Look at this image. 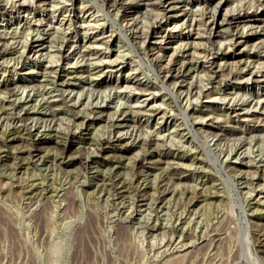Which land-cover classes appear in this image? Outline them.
<instances>
[{
    "label": "rangeland",
    "instance_id": "374dc122",
    "mask_svg": "<svg viewBox=\"0 0 264 264\" xmlns=\"http://www.w3.org/2000/svg\"><path fill=\"white\" fill-rule=\"evenodd\" d=\"M217 1H175L190 24L159 0H0V264H264V107L241 96L264 82L230 75L264 69V6L222 0L244 17L209 34ZM237 24L255 35L233 44ZM184 43L216 78L157 75Z\"/></svg>",
    "mask_w": 264,
    "mask_h": 264
},
{
    "label": "bare ground",
    "instance_id": "6f19581e",
    "mask_svg": "<svg viewBox=\"0 0 264 264\" xmlns=\"http://www.w3.org/2000/svg\"><path fill=\"white\" fill-rule=\"evenodd\" d=\"M115 1H117V0H115ZM142 1V0H141ZM175 1H177V0H159V3H161V2H163L162 3V5L161 6H163V8H164V10H165V12H170V11H173V9H177L176 8V6H175ZM32 2V1H31ZM112 2H114V0H108V3H112ZM120 2H121V6H125V5H127L129 2H128V0H120ZM258 2L260 3L261 2V5L262 6H264V1H260V0H258ZM21 3H23V1L21 2ZM174 3V4H173ZM221 3H222V0H218L212 7H211V10H210V14H208L209 16H208V19H207V21H206V23H207V25H208V32H209V34H214V33H218V31H220V30H224L225 31V28H229V24L231 23V21L233 20V21H236V22H239L238 20H240L241 18H243L244 16H242V15H240V13L239 14H233V12L231 13L230 11L232 10V9H229L228 7H226L225 8V10H224V12L223 13H220V7H221ZM112 5V4H111ZM109 7V6H108ZM83 8H85V6L83 7ZM121 8V7H120ZM234 8V7H233ZM125 10V9H124ZM11 11V10H10ZM85 11H87V9H85ZM89 11V10H88ZM236 11V10H235ZM125 12V11H124ZM130 12V11H129ZM182 13V15H186V16H191V22H190V24H192V20H194V21H196V19L195 18H193V16H192V9H186V4L182 7V8H178L176 11H174V13L171 15V17H177L178 18V15H179V13ZM127 15V14H126ZM255 15H257V14H255ZM252 15H247L246 17H248V19L249 18H252L251 17ZM9 17H14V15L13 14H10V16ZM9 17H8V19H9ZM17 17H19V15L17 16ZM131 19V21H129V22H127L126 24V28L124 29L125 30V32H129V31H131L133 34H134V31H133V29H135L136 27H135V24H134V20H133V18H130ZM186 20H189V18L188 17H186V19H183V20H181V24L180 25H184L185 27H187L188 26V24L186 25ZM189 20V21H190ZM255 20V19H254ZM241 22V21H240ZM18 23V22H17ZM158 23V22H157ZM174 24L176 23V21H174L173 22ZM189 23V22H188ZM195 23V22H194ZM223 23H229L228 25H227V27L226 26H224L223 27V29H222V25H223ZM98 24V27L100 26V28L101 29H104L105 30V27H104V25H99V23H97ZM152 24V23H151ZM177 25L179 24V23H176ZM173 26H176V25H173ZM238 26H239V24H237L236 26H235V30L233 31V32H230L231 34L230 35H232L233 36V40H234V42H233V44H235V43H239V42H241V41H243V42H247V38L248 37H250V36H252V35H255V33L253 34V33H249V34H247L246 33V31L244 30V28H246L245 26L243 27V24H242V26H241V30H238ZM191 27V26H190ZM218 27H220V28H218ZM231 27V26H230ZM237 27V28H236ZM150 28V27H149ZM151 28H152V26H151ZM155 28V27H154ZM167 28V27H166ZM173 28V27H172ZM175 28V27H174ZM227 28V29H228ZM139 29V28H138ZM189 29H191V28H189ZM67 30V29H66ZM143 30V29H142ZM22 31V30H21ZM64 31V30H63ZM139 31V30H138ZM141 31V30H140ZM169 31V30H168ZM168 31H166V29H164V28H161V27H158V28H155V32L156 33H160V37L161 38H165L167 35H168ZM190 31V30H189ZM231 31V30H230ZM41 32V31H40ZM124 32V33H125ZM66 33H68V32H66ZM105 33V32H104ZM123 33V36L124 37H126V39H128L129 40V37H128V35L125 33L124 34ZM136 33V32H135ZM199 33V32H198ZM226 33V32H225ZM36 34H38L37 32H36ZM200 34V33H199ZM202 34V33H201ZM68 35V34H67ZM132 35V34H131ZM135 35V34H134ZM183 36V38H186V39H188V38H190L192 35L188 32V33H183L182 34ZM205 35V34H204ZM217 35V34H216ZM218 35H222V33H220V34H218ZM32 36V35H31ZM133 36V35H132ZM201 36V35H200ZM209 36V35H208ZM231 36V37H232ZM138 37V36H137ZM136 37V38H137ZM29 38V37H28ZM38 38H39V34H38V36H33V37H30L29 39H28V42H27V45L23 48L26 52H31L32 53V55H34L35 53L36 54H42V53H39L38 52V50L36 51V50H33V47L35 46V45H42L43 43L40 41V42H38V44H35L37 41H38ZM140 38V37H139ZM209 38V37H208ZM127 40V41H128ZM145 40H146V38L145 39H143L142 40V43L141 44H145L146 42H145ZM228 40H230V39H227V42H229ZM107 41V40H106ZM131 41V40H130ZM136 41V40H135ZM141 42V41H140ZM180 42V41H179ZM184 42V41H183ZM182 42V43H183ZM220 42H222L221 40H220ZM224 42H225V40H224ZM230 42H231V40H230ZM263 42V41H262ZM232 43V42H231ZM35 44V45H34ZM138 44V43H137ZM141 44L139 45V47L141 46ZM185 44V43H184ZM183 44V46H182V53L179 55V57L177 56V57H174V58H172V60L169 62H166V64H164V65H162V66H160V68L159 69H157V67L155 66H153V70L157 73V75L159 76L160 74H161V72H162V77H163V79H166V78H171V79H176V80H178L177 82H179V81H181L180 83H179V87H185V89H188L189 88V86L190 85H187V84H185V85H182V81H184L183 79H180L179 80V78H181L182 76H184L186 73H188L189 71H191L192 69H193V67H195V65L197 64V62H204V63H207V66H205V67H202V69H201V71L203 72V74L205 75V73H209L208 74V78L209 79H213V78H216L217 76H218V74H219V71L221 70V68H222V65H221V61L220 62H218V61H216V60H212V59H214V57H208V56H206L208 59H203V60H200V61H198V59H196L195 58V61L193 60V57H194V53H193V51H190V49H191V47L190 46H188V44H185L184 45ZM204 44V43H203ZM219 44V43H218ZM134 45H136V42H135V44ZM65 45H64V43L63 44H61L60 45V48H59V50H58V54L60 55L59 56V60L60 61H62V62H69L70 61V59L72 58V57H74V56H80V57H83V55H86V52H84V50H79V51H76L75 52V50H73L72 49V51L70 52V53H66V49H65V47H64ZM181 46V45H180ZM138 47V48H139ZM108 48V47H107ZM229 48V47H228ZM86 49V48H85ZM175 49V48H174ZM207 49V48H206ZM252 49V48H251ZM24 50H23V52H24ZM141 50H142V48H141ZM219 50H221V51H219ZM219 50L216 52L217 53V55H219V54H221V53H223V57H224V55L225 54H227L226 53V51H222V49H220V47H219ZM202 52V51H201ZM21 54H23L22 53V51H21ZM35 54V55H36ZM209 55V54H208ZM228 55V54H227ZM116 56H118V54L116 55ZM156 56H157V54H156ZM115 57V56H114ZM169 57V56H168ZM198 57H199V55H198ZM260 57H263V56H259L258 58H260ZM77 59V58H76ZM112 59V58H111ZM114 59V58H113ZM216 59V58H215ZM155 60V59H154ZM100 61V60H99ZM113 61V60H112ZM239 61V60H238ZM224 63V62H223ZM231 63V62H230ZM229 64V63H228ZM256 65V64H255ZM60 68V67H59ZM160 72V73H159ZM228 72V71H227ZM159 73V74H158ZM228 74V73H227ZM230 75L232 76V77H234V78H236L238 81H239V83H245L246 85H248V87L247 88H249V89H252V87H253V84H255V85H258L260 82H264V69H254L253 68V66H249V62L248 63H246V65H244L243 66V68L239 71V70H236V71H234V72H230ZM55 76V75H54ZM59 76L60 75H57V78H59ZM185 77V76H184ZM206 77V76H205ZM183 78V77H182ZM187 80V79H186ZM175 81V80H174ZM189 81V80H188ZM241 81H243V82H241ZM123 83H124V85H125V88L126 87H129V85H128V83H131V85L132 84H138V82L137 81H134V80H132V79H129V80H127V78H125L124 80H123ZM142 87V86H141ZM140 87V88H141ZM114 88V87H113ZM139 88V89H140ZM152 88V87H151ZM70 89V88H69ZM116 89V88H115ZM118 89V88H117ZM142 90H149V87L148 86H146L145 85V87H142L141 88ZM140 89V90H141ZM153 89V88H152ZM67 90V89H66ZM141 90V91H142ZM23 92H22V94H26V90L24 89V90H22ZM70 91V90H69ZM184 91V90H183ZM186 91V90H185ZM234 91H236V90H234ZM114 92H117V91H114ZM223 92V91H222ZM110 92H108V94H109ZM175 93V92H174ZM180 93V92H179ZM184 93V92H183ZM149 94H153V92H150ZM172 95H173V93H171ZM186 94H187V91H186ZM193 94V93H192ZM232 94H235L236 95V92L234 93H230V92H227V93H225L224 94V97H223V99H226V96H228V95H232ZM28 95V94H27ZM110 95V94H109ZM185 95V94H184ZM221 95V94H220ZM177 96V95H176ZM241 96H243V98L245 99V100H248L249 102L252 100V99H254L255 101H254V103L257 105V106H259V105H263V107H264V89L263 90H261V93H259V94H254L253 93V96H251V95H249L248 93H244L243 95H241ZM194 97V96H193ZM196 97V96H195ZM232 97V96H231ZM235 98V97H234ZM250 98V99H249ZM229 99V98H228ZM250 104V103H249ZM252 106H253V104H252ZM233 109V108H232ZM247 109V108H246ZM153 111H154V114H159V113H161V115H160V117H168L169 115H167V111H165V110H162L161 111V108L160 107H154V109H153ZM186 113V112H185ZM184 113V114H185ZM184 116H186V115H184ZM183 116V117H184ZM187 117V116H186ZM186 117H184L185 119H186ZM188 120V119H187ZM116 123V122H115ZM120 123V122H119ZM121 124V123H120ZM195 132V131H194ZM196 134V133H195ZM200 134H201V132H200ZM198 135V134H197ZM196 135V137L198 138V136L200 137V136H202V138H203V136H204V134H202V135H198L197 136ZM206 136V135H205ZM204 136V137H205ZM207 138H209V139H206V145H205V147H209L212 143L214 144V141H213V138L212 137H210V136H206ZM216 142V141H215ZM219 143V142H218ZM210 144V145H209ZM207 150V149H206ZM226 155H227V153H226ZM218 156H220L218 153H217V155H215V158H217L218 159ZM228 156V155H227ZM257 156V155H256ZM213 160V159H212ZM248 162V161H247ZM237 173V172H236Z\"/></svg>",
    "mask_w": 264,
    "mask_h": 264
}]
</instances>
